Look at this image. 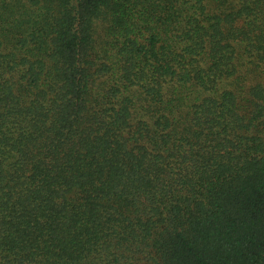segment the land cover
Returning <instances> with one entry per match:
<instances>
[{
  "label": "trees",
  "instance_id": "16d2710c",
  "mask_svg": "<svg viewBox=\"0 0 264 264\" xmlns=\"http://www.w3.org/2000/svg\"><path fill=\"white\" fill-rule=\"evenodd\" d=\"M0 264H264V0H0Z\"/></svg>",
  "mask_w": 264,
  "mask_h": 264
}]
</instances>
